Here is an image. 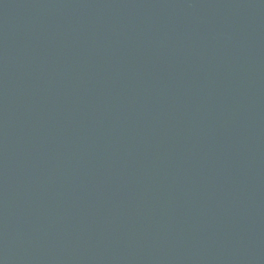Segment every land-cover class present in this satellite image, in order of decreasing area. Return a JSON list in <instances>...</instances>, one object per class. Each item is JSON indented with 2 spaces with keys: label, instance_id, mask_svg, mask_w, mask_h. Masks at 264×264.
Instances as JSON below:
<instances>
[{
  "label": "water",
  "instance_id": "obj_1",
  "mask_svg": "<svg viewBox=\"0 0 264 264\" xmlns=\"http://www.w3.org/2000/svg\"><path fill=\"white\" fill-rule=\"evenodd\" d=\"M75 0H0V178L40 73Z\"/></svg>",
  "mask_w": 264,
  "mask_h": 264
}]
</instances>
